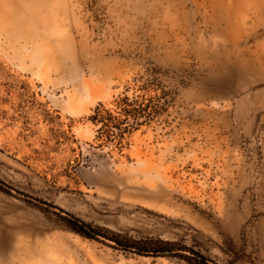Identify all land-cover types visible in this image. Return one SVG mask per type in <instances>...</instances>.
<instances>
[{"label":"rangeland","instance_id":"1","mask_svg":"<svg viewBox=\"0 0 264 264\" xmlns=\"http://www.w3.org/2000/svg\"><path fill=\"white\" fill-rule=\"evenodd\" d=\"M176 253L264 264V0H0V264Z\"/></svg>","mask_w":264,"mask_h":264},{"label":"trees","instance_id":"2","mask_svg":"<svg viewBox=\"0 0 264 264\" xmlns=\"http://www.w3.org/2000/svg\"><path fill=\"white\" fill-rule=\"evenodd\" d=\"M119 110H120L119 111L120 114H122V115H125V116L132 115L131 118H128V117L125 118V120H127V122L129 123L128 127L133 128V127L138 126L139 124L147 121L146 116H142L139 112L138 113L135 112L132 114L131 111H128L124 108H120ZM105 112H106L105 113L106 116H103L101 109L96 108L94 110L93 114L90 116L92 122L95 124H100V126H106L107 125L106 123H108V122L112 123L113 120H118L116 116L112 115L111 113H109L107 111H105ZM141 118H143L144 120H142V122H139ZM126 130L127 129L123 130L122 132H119L117 134V136L120 139H123L124 133ZM59 217L63 221H65V223L68 225V227L70 229L74 230L75 232H78V233L85 235L87 237H93V236H91L92 234H90L88 232V230H87L88 227L84 223L80 222L79 220H77L73 217H68V216H64V215H59ZM88 229H90V228H88ZM108 237L115 240L117 242V244H119L123 248L129 249L128 247H131V246H126L124 241H122L121 239L117 238L114 235H110ZM132 244H134V243H129V245H132ZM134 245H136V244H134ZM138 246H140L143 250L145 249V251H147L145 246H141V245H138ZM150 248L154 249L153 252H158V251L168 250V248H170V247L166 246L165 244H162V245H157L156 247H150ZM175 255L180 256L181 258L185 259L186 261H188L191 264H214L212 262H209L207 260V258L204 257L203 255H201L200 253H193L191 255L176 253Z\"/></svg>","mask_w":264,"mask_h":264},{"label":"water","instance_id":"3","mask_svg":"<svg viewBox=\"0 0 264 264\" xmlns=\"http://www.w3.org/2000/svg\"><path fill=\"white\" fill-rule=\"evenodd\" d=\"M3 187H5L6 189H9L8 187H6L5 185H3V184H1ZM50 208H52L51 206H49ZM67 215V214H66ZM68 217H71V216H69V215H67ZM87 230H88V232L90 233V234H92L93 236H99L97 233H95L93 230H91V229H88L87 228ZM115 242V241H114ZM118 245V244H117ZM129 249H132V250H136V251H139V252H141V253H151V254H167V255H169V254H172L174 251H172V250H164V251H158V252H148V251H145V250H142V249H137V248H133V247H128Z\"/></svg>","mask_w":264,"mask_h":264}]
</instances>
